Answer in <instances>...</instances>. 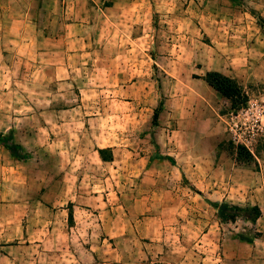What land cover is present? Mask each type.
<instances>
[{"label":"rangeland","instance_id":"rangeland-1","mask_svg":"<svg viewBox=\"0 0 264 264\" xmlns=\"http://www.w3.org/2000/svg\"><path fill=\"white\" fill-rule=\"evenodd\" d=\"M77 1L0 0V13H16L21 5L47 38L60 40L72 6L80 9ZM132 1L138 12L131 10L121 17L128 24L114 27L115 35L122 33L121 46L116 37L109 43L123 57L116 63L120 95L114 98V119L121 122L124 139H130L127 148L156 152L171 162L167 156L176 158L179 193L186 200L184 216L167 224L168 254L148 264H264V0ZM61 51L59 44L56 62L40 49L37 61L10 62V77L0 72V130L14 119L33 116L28 103L37 106L43 121L50 119L48 109L72 103L77 89L65 84ZM130 67L137 72L132 77ZM211 72L236 80L247 104L231 108L203 80ZM104 90L101 85V103L109 104L112 95ZM1 134L8 142L0 143V167L44 170L64 163L37 152L38 137L22 136L21 147L17 132ZM14 145L21 150L11 149ZM239 146L252 161L237 159ZM101 151L108 162L111 152ZM253 208L260 212L255 221Z\"/></svg>","mask_w":264,"mask_h":264},{"label":"crops","instance_id":"crops-1","mask_svg":"<svg viewBox=\"0 0 264 264\" xmlns=\"http://www.w3.org/2000/svg\"><path fill=\"white\" fill-rule=\"evenodd\" d=\"M77 2L80 9L72 6L60 40L47 38L21 5L16 13H0L3 77H10V62L37 61L40 49L56 62L60 44L65 84L77 89L66 109L46 111L49 120L38 119L37 106L28 103L33 116L14 119L0 130L17 132L21 147L22 136L38 137L37 152L64 160L44 170L0 167V264H148L168 254L167 224L184 216L176 158L167 156L174 165L156 152L127 148L130 139H124L121 122L114 119V98L120 95L116 63L123 57L109 43L116 37L120 45L123 36L115 35L114 27L128 24L121 17L138 12V5L132 0ZM96 30L101 33L95 35ZM136 73L130 67V76ZM101 85L104 94L112 95L109 104L101 103ZM101 150L111 152L108 162Z\"/></svg>","mask_w":264,"mask_h":264},{"label":"trees","instance_id":"trees-1","mask_svg":"<svg viewBox=\"0 0 264 264\" xmlns=\"http://www.w3.org/2000/svg\"><path fill=\"white\" fill-rule=\"evenodd\" d=\"M203 80L214 90L219 92L221 96L230 101L231 108L237 109L247 104L248 97L246 96L243 89L239 86L236 80L228 78L216 72L207 73ZM156 118L157 114L154 115L153 122H156ZM7 142L8 139H6L5 136L0 133V143L5 144ZM15 147L21 150V147L19 145H14L13 147H11V149H16ZM237 149L239 150L237 152V159L239 161H242L244 159H246L247 161L253 160L252 155L245 148H241L239 146ZM101 158L103 159L102 151ZM218 211L221 218L225 219L227 217L220 208L218 209ZM252 211H254V215L251 216V220L255 221L256 218L259 216L260 212L257 208H253Z\"/></svg>","mask_w":264,"mask_h":264}]
</instances>
